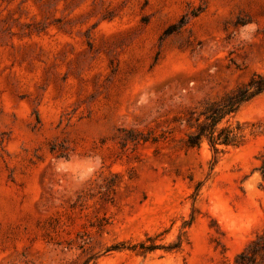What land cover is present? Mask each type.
Segmentation results:
<instances>
[{
    "label": "rangeland",
    "instance_id": "1",
    "mask_svg": "<svg viewBox=\"0 0 264 264\" xmlns=\"http://www.w3.org/2000/svg\"><path fill=\"white\" fill-rule=\"evenodd\" d=\"M255 72L264 0H0V264H235L264 238V92L218 157L187 117Z\"/></svg>",
    "mask_w": 264,
    "mask_h": 264
},
{
    "label": "trees",
    "instance_id": "2",
    "mask_svg": "<svg viewBox=\"0 0 264 264\" xmlns=\"http://www.w3.org/2000/svg\"><path fill=\"white\" fill-rule=\"evenodd\" d=\"M262 92H264V74L255 72L245 84L226 94L221 100L207 102L204 110L198 115H195V110H191L187 117V124L191 130L185 138L186 147L200 148L202 142L206 140L218 157L230 148L244 145L248 139L246 127L240 122L232 126L224 120L235 115L245 102ZM259 159L261 164L257 168L264 175V152ZM155 248V245H150L145 250ZM260 263L264 264V238L257 235L236 257L235 264Z\"/></svg>",
    "mask_w": 264,
    "mask_h": 264
}]
</instances>
